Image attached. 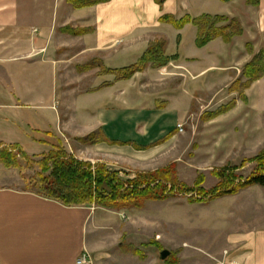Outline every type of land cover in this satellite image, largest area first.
I'll return each instance as SVG.
<instances>
[{"label": "crops", "instance_id": "obj_1", "mask_svg": "<svg viewBox=\"0 0 264 264\" xmlns=\"http://www.w3.org/2000/svg\"><path fill=\"white\" fill-rule=\"evenodd\" d=\"M163 1L105 0L77 8L71 0H0V142L24 151L26 146L49 149L63 131L77 149L101 156L91 163L131 173V167L171 154L182 136L178 127L198 96L189 92L188 78L197 85L211 79L213 88L230 80V89L234 69L252 60L247 46L256 53L264 49V0L259 7L246 0ZM203 15L237 19L244 34L230 44L217 39L200 49L197 27L178 30L161 22ZM161 39L168 56H179L163 68L150 67L118 82L97 69L83 76L71 72L94 59L111 70L129 67ZM106 83L112 85L99 89ZM245 95L250 102L249 90ZM237 99L238 105L247 102ZM63 100L74 102L66 109ZM90 135L99 142H80ZM17 171L0 164V264H77L84 253L93 264H144L122 241L125 211L64 206L18 188ZM263 199L243 206L244 222L234 226L223 250L227 259L215 262L221 253L210 254L204 264H264Z\"/></svg>", "mask_w": 264, "mask_h": 264}, {"label": "rangeland", "instance_id": "obj_2", "mask_svg": "<svg viewBox=\"0 0 264 264\" xmlns=\"http://www.w3.org/2000/svg\"><path fill=\"white\" fill-rule=\"evenodd\" d=\"M252 48L253 54L249 51L248 53L253 59L260 52L256 53L253 46ZM91 63L102 65L89 71H81L82 67H78L71 69V72L77 76H83L85 73L97 69L101 74H104L102 68L105 66L99 59H94L86 65ZM127 65L129 63L124 62V66ZM244 68L234 69L236 82L244 83L246 81L243 76ZM70 76V80L67 79V81L72 85L73 75ZM93 76L94 74H92ZM221 78L223 79V77ZM188 79L189 92L198 96L192 100L191 110L186 123L183 124L182 136L174 144L172 153L150 165L131 167L132 173L112 170L118 172L123 180L133 179L138 173H153L175 166V171L181 182L193 186L198 178L203 176L205 178L204 188L211 190L219 183L218 178L213 174L215 171L226 167H236L239 168L236 172L237 175L246 178L257 167V163H246V161L260 156L264 151V78L255 82L248 89L251 97L250 102L247 101L245 95L246 100L244 101L247 102L238 105L239 99H237L235 108L210 121L204 119L205 115L231 104L235 97H240L239 93L231 91L234 84L229 89L230 84L227 82L230 80L227 82L217 81L213 88L211 79L206 78L204 84L201 85H197L191 77ZM77 82L79 85L80 80ZM231 93L236 94L230 95ZM72 102L74 101L63 100L62 105L67 109L69 104L72 105ZM60 135L57 139L55 137L56 140L51 139L50 141L64 147L78 160L91 163L88 160L101 158L99 154L87 152L82 148L77 149L78 144H75L63 131H60ZM78 142L76 141V143ZM50 150L51 147L49 149L46 147H25V152L33 162L41 161ZM91 164H103L109 169L103 162ZM33 165L28 166L29 169L24 176L18 171L16 172L17 176L13 182L24 191H36L29 187V179L34 175ZM128 165L130 166V164H125L126 167ZM34 168L38 169L36 165ZM262 198H264V191L242 190L236 195L225 196L207 204H191L185 196L170 198L166 201H150L142 209L124 210L122 241L125 242L128 250L140 251L141 260H146L144 264L154 262L170 264L175 261L177 264L179 262L182 264H204L207 260L212 259L210 254L215 253H217L216 256L221 253L217 259H214L215 262L218 259L223 262L227 259L228 253L223 250L226 248L229 234L234 231V226L238 225L240 221L244 222L243 206L253 200L260 202ZM164 250L171 252V256L166 261H163L160 256Z\"/></svg>", "mask_w": 264, "mask_h": 264}, {"label": "trees", "instance_id": "obj_3", "mask_svg": "<svg viewBox=\"0 0 264 264\" xmlns=\"http://www.w3.org/2000/svg\"><path fill=\"white\" fill-rule=\"evenodd\" d=\"M160 5L163 0H157ZM230 2L233 0H222ZM77 8L94 6L105 0H71ZM246 4L259 7L260 0H246ZM162 23L170 24L181 30L186 25L192 24L198 29L196 47L204 48L211 42L222 39L230 44L237 37L244 34L242 24L237 19H229L226 16L203 15L199 18L186 16L181 20L173 17H163ZM181 37H178V44ZM248 51L253 54V48L249 44ZM179 60V56L170 57L166 54V43L157 41L150 44L142 58L134 65L122 69L111 70L103 67V73L114 75L116 81L132 79L137 73L147 68L160 69L173 61ZM99 63H91L80 68L81 71H89L101 66ZM246 81L236 82L231 91L238 92L240 98L246 100L245 92L251 86L264 78V49L255 55L243 71ZM112 83H106L101 88L110 87ZM98 89V90H99ZM237 101L224 106L214 113L205 115L204 119L210 121L235 108ZM80 142L98 143L96 135H90ZM257 163L249 177L237 175L239 168L226 167L215 171L213 174L219 180L217 186L211 190L204 188L205 178L200 176L193 186L181 182L175 171V166L156 172L138 173L133 179L127 181L120 177L118 172L109 170L103 164L93 165L89 162L78 160L69 154L61 145H51V150L44 155L41 161L33 162L31 157L19 145L5 146L0 142V164L8 169H15L24 176L28 166L33 165L34 175L29 179V187L36 189L40 196L60 202L67 207L97 206L111 211H124L129 209H142L150 201H166L170 198L185 196L191 204H207L225 196H233L242 190L253 186L264 188V151L260 156L246 161ZM142 255L139 250H134ZM170 264H177V261Z\"/></svg>", "mask_w": 264, "mask_h": 264}, {"label": "built area", "instance_id": "obj_4", "mask_svg": "<svg viewBox=\"0 0 264 264\" xmlns=\"http://www.w3.org/2000/svg\"><path fill=\"white\" fill-rule=\"evenodd\" d=\"M183 124L179 125V132H183ZM77 264H93V259L87 253H84L81 257L78 258Z\"/></svg>", "mask_w": 264, "mask_h": 264}, {"label": "water", "instance_id": "obj_5", "mask_svg": "<svg viewBox=\"0 0 264 264\" xmlns=\"http://www.w3.org/2000/svg\"><path fill=\"white\" fill-rule=\"evenodd\" d=\"M160 256L163 261H166L171 256V252L168 250H164L161 252Z\"/></svg>", "mask_w": 264, "mask_h": 264}]
</instances>
